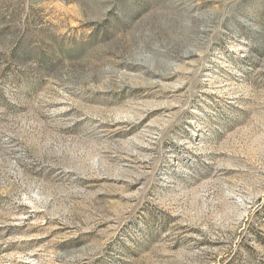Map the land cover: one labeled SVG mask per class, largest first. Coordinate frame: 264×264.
Returning <instances> with one entry per match:
<instances>
[{
  "label": "rangeland",
  "instance_id": "1",
  "mask_svg": "<svg viewBox=\"0 0 264 264\" xmlns=\"http://www.w3.org/2000/svg\"><path fill=\"white\" fill-rule=\"evenodd\" d=\"M0 264H264V0H0Z\"/></svg>",
  "mask_w": 264,
  "mask_h": 264
}]
</instances>
